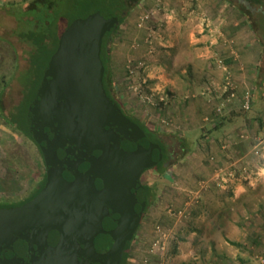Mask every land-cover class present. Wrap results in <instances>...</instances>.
Instances as JSON below:
<instances>
[{
    "label": "rangeland",
    "instance_id": "1",
    "mask_svg": "<svg viewBox=\"0 0 264 264\" xmlns=\"http://www.w3.org/2000/svg\"><path fill=\"white\" fill-rule=\"evenodd\" d=\"M45 1L0 0V84L8 81L0 106L5 112L14 110L22 99L20 79L25 83L30 81L32 51L31 44L17 36L16 19L8 11L11 5L26 9L34 7L35 2ZM247 1L249 5L239 0H126L124 20L107 42L110 91L124 111L161 136L167 153L160 169L150 168L141 175V182L153 188L141 224L129 245L128 264H144L146 257L153 260L147 247L156 223L170 231L163 258L165 264H264V154L255 157L250 152L254 137H264V85L263 93L258 96L259 87L250 72L257 64L249 62L262 56L259 49L264 47L261 10L264 6ZM115 2L53 0L55 20L59 26L67 27L69 19L72 22L96 6L105 16L107 10L115 7ZM248 39L251 44L245 47L243 43ZM239 59L248 62L242 64ZM223 65L230 72L238 96L245 90L252 91L255 97L252 105H255L250 109L229 104L231 108L222 109L220 116L214 114L215 107L227 96ZM260 66L263 72L264 57ZM232 70L245 74L246 88L242 91L232 79ZM203 96L211 110L202 101L206 110H194V120L181 119V115L174 112L173 109L182 104L195 105L197 109V97ZM245 114L249 117H242L243 121L247 117L249 122L228 128L231 118ZM204 116L209 117L208 122L203 120ZM36 158L34 144L11 131L0 118V200L14 203L26 195L42 172ZM220 168L236 169V174L226 176V182L219 184L215 173ZM231 178H238L246 187H251L250 182L255 185L253 190L241 195L245 202L243 207H238L237 214L243 210V215L239 214L238 222L233 224L249 230L243 229L242 235L231 232L229 238L223 235L222 240L228 241L224 243L227 248L239 250L236 255L222 249L211 257L203 238L206 232L197 227L199 224L190 214L199 210L200 201L229 196L221 192L220 186ZM179 197L190 204L182 211L180 220L175 221L167 211L170 209L172 215L183 207V202L175 201ZM211 209L205 206L202 210ZM246 220H249L247 224ZM251 227L254 230H250ZM192 228H198L190 235L197 252L186 251L187 258L181 263L171 252L176 235L185 236Z\"/></svg>",
    "mask_w": 264,
    "mask_h": 264
},
{
    "label": "water",
    "instance_id": "2",
    "mask_svg": "<svg viewBox=\"0 0 264 264\" xmlns=\"http://www.w3.org/2000/svg\"><path fill=\"white\" fill-rule=\"evenodd\" d=\"M118 22L94 11L59 35L26 113L45 182L0 208V264H121L146 207L141 174L163 153L105 91L101 56Z\"/></svg>",
    "mask_w": 264,
    "mask_h": 264
},
{
    "label": "trees",
    "instance_id": "3",
    "mask_svg": "<svg viewBox=\"0 0 264 264\" xmlns=\"http://www.w3.org/2000/svg\"><path fill=\"white\" fill-rule=\"evenodd\" d=\"M251 3H259L260 5L264 6V0H249ZM34 7H28L26 9H23L21 6H12L9 9V13L14 16L17 22L16 27V34L17 36L31 44L32 51L30 53V81L28 83H25V81L21 80L22 85V99L20 102L15 106V109L10 112H5L4 109L0 106V118L4 121L5 126H7L11 131L17 132L20 135L26 137L29 139L32 144L37 149L38 158H36L38 169L42 168L41 174L36 177L29 187L26 197L24 196L22 199L15 201L14 203H9L0 200V208L1 207H11V206H18L26 201L33 198L42 188L45 182V166H44V160L42 153L37 145V143L32 138L31 134L29 133L27 123H26V113L29 106V102L41 80L43 70L54 52V50L57 47L58 39L60 33L65 29L66 26L62 27L57 24V21L55 20V14H54V3L53 0H46L44 3L35 2ZM96 9L93 11H90L91 13L94 11L99 10V8L96 6ZM127 10V4L126 0H116L115 7L111 10L106 11L105 17L110 16H117L119 18V22L116 27H114L112 30L108 32V34L112 33V31L116 28H118V25L122 23L124 20V11ZM87 12L85 14H81L82 17H85L88 15ZM101 13V12H100ZM102 14V13H101ZM103 15V14H102ZM72 19H69V23ZM106 51L102 57V62L104 65V75H103V85L105 88V91L107 95L112 97L110 92V80H109V69H108V46L106 45ZM14 76V74H13ZM12 76V77H13ZM11 78V77H10ZM19 79V78H17ZM8 84V81L3 80V82L0 84V102L1 98L4 94V90ZM114 99V98H113ZM119 104L122 111L131 119L136 121L140 125V127L143 129L147 137L154 142H157L162 152L165 151V145L162 142V139L159 137V135L151 130L146 125L140 123L138 120L130 116L127 112L124 111L122 105L118 102V100L114 99ZM167 157L166 151L164 152L163 160ZM163 160L159 161L157 165H155L153 168L160 169L163 163ZM37 174H39L37 172ZM143 184V183H142ZM145 190H146V207L147 208L149 204V197L152 194V188L151 186L143 184ZM145 211V210H144ZM144 215V213H143ZM141 224V222H140ZM139 224V225H140ZM135 235L132 239H134ZM132 240L128 241L125 245V248L123 250L122 258H121V264H128L129 263V245ZM170 242V240L168 241ZM176 240L174 242V247L172 253L176 251Z\"/></svg>",
    "mask_w": 264,
    "mask_h": 264
},
{
    "label": "crops",
    "instance_id": "4",
    "mask_svg": "<svg viewBox=\"0 0 264 264\" xmlns=\"http://www.w3.org/2000/svg\"><path fill=\"white\" fill-rule=\"evenodd\" d=\"M211 29L212 28H210V30ZM243 44H245V47H246V46H249L251 44V42L248 39V41H246ZM263 48L259 49V52L262 53V56H260L262 60L259 58V60H256V61H254V59L249 61V62H254L257 64V67L255 66L254 70H251L250 72H252L253 77H254L253 80L256 81V84L259 87L258 91H257L258 96H259V94L263 93L262 87L264 85V70L262 72V67L261 66L259 67V64L262 63L263 57H264L263 56L264 55L263 54ZM233 56H235V55H233ZM239 62L242 64H245L248 61L245 59H239ZM239 62L237 64H239ZM242 66L243 65H241V68H242ZM243 73L241 72V73L237 74V71H235V70L234 71L232 70V72H231L232 79L236 82V86L238 87L239 91H242L244 88H246V84H245L246 82H244L245 74H243ZM257 78H258V80H257ZM197 99L199 101L197 103V107H198L197 109L195 108V105L192 106L191 104H187V105L183 106V104H182V106L177 105L173 109L174 112H176L178 115H181V119L185 118L188 120V118L191 117V119L194 120L195 113L193 111L194 110H195V112L196 111L197 112L204 111V110H206V108L203 106L202 101L207 104L206 97L203 96L200 99L197 97ZM252 99H255V97H252ZM253 105H255V103ZM253 105H252V107H253ZM208 106L209 105L207 104V107ZM209 109L211 110L210 106H209ZM244 116H247V115L245 114L242 116H235V117L231 118L230 121H228V124H229L228 128L234 124L237 125V128H238L239 126L245 125L246 121L249 122V120L247 118L249 116H247L245 118L246 121L245 120L243 121L244 118H242V117H244ZM206 117L207 116H204L203 120L205 122H208V119ZM241 128L242 127H240L239 129H241ZM229 136L234 138L232 135H229ZM229 136H227V137H229ZM240 136L243 138V136H245V134L242 133V134H240ZM237 139L239 141H245V139H241L240 137H237ZM248 184L251 187H246L244 184H242V182H240V180L238 178H231L227 183L220 186L222 188L221 192H223V193H225V195H229V196H226L224 199H216L215 198L212 201L211 200L205 201V202L200 201L198 203L199 210L197 209L198 211H196V213L190 214L191 215L190 218L194 219V221L199 224L197 227L200 228L201 230H203L204 232H206V234H205V236H203V238H205V240L207 242V245H208L207 247L209 249L208 255H211V257H213L212 255H214V254H219L222 249H225L228 254L230 252V254L236 255L237 252H239L238 249L236 251H233L232 249L227 248L224 243L228 244V241H226V240L223 241L222 238L224 236L229 238V236H230L229 234L231 232L242 235L243 229L244 230H245V228L248 229L247 227L239 228L237 225L236 226L233 225L234 223L236 224V222H238L239 216L243 215V210H240V213H239L240 215L237 214L238 207L244 206L243 201L245 202V199L242 197L243 192L246 190H253L255 188L254 187L255 185L253 184V182H250ZM202 188H204V187H202ZM225 189H226V191H224ZM251 192H253V191H251ZM182 200H184V199L181 197H179L175 200L177 204L183 202V207L181 209H178L177 211L175 210L173 212L174 214H172V215L170 213V211H171L170 209H168V211H167V213L170 214L169 216H174L173 218H175V221L180 220V218L182 217V215L177 214V212L183 211V210L185 211L186 208L190 204L187 200H184V201H182ZM205 206H211L212 209L209 210V212H206L205 210H202ZM215 208H217L218 210H215ZM234 208H235V210H234ZM193 210H195V208ZM193 210H191V212H195ZM248 221L249 220H246L245 223L247 224ZM227 223H230L232 225L228 226ZM198 228H196V229L192 228L191 230L188 231L189 234L187 233L185 236L183 235L182 237L180 235L178 236V234L176 235L177 245H176V251L173 253V256H175L181 263L183 260H186V258H187L186 257L187 256L186 251H188V252L191 251L193 253L197 252L194 248L195 240L193 239V237H190V235L192 233H195L198 230ZM200 229H199V231L201 232ZM250 230H254L253 227H251ZM210 259H212V258H210ZM205 264H211V262L205 263Z\"/></svg>",
    "mask_w": 264,
    "mask_h": 264
},
{
    "label": "built area",
    "instance_id": "5",
    "mask_svg": "<svg viewBox=\"0 0 264 264\" xmlns=\"http://www.w3.org/2000/svg\"><path fill=\"white\" fill-rule=\"evenodd\" d=\"M223 68L226 70V81L224 84L225 92L227 96L223 99L222 103L217 105L214 109V114L220 116L222 113L221 110L224 108H231V105H236L238 108L248 110L252 105V93L250 90H245L237 95V91L233 84V81L230 78V72L223 65ZM132 72V71H131ZM231 104L230 106H228ZM228 106V107H226ZM209 120V117H206ZM250 152L256 156H263L264 154V137L255 136L254 142L251 145ZM236 169H224L220 168L215 174V180L217 183L226 182V176H234ZM177 214H182V211H178ZM169 228L164 226L161 223H156L152 229V240L147 247V252L150 256L153 257V260L149 261V258H145L144 264H165L164 255L167 252V243L169 241ZM134 257V256H132Z\"/></svg>",
    "mask_w": 264,
    "mask_h": 264
},
{
    "label": "flooded vegetation",
    "instance_id": "6",
    "mask_svg": "<svg viewBox=\"0 0 264 264\" xmlns=\"http://www.w3.org/2000/svg\"><path fill=\"white\" fill-rule=\"evenodd\" d=\"M116 26H117V25H116ZM116 26H115V27H116ZM112 29H113V28H112ZM112 29H111V30H112ZM114 30H115V29H114ZM114 30H113V31H114ZM113 31H112V32H113ZM108 32H109V31H108ZM108 32L106 33V36H107L106 45H107V42L109 41L110 36H111V34H112V33L108 34ZM110 92H111V91H110ZM111 95H112V97H111L112 99H113V98L116 99V98L113 96L112 93H111ZM108 96H109V95H108ZM109 97H110V96H109ZM114 99H113V100H114ZM116 100H117V99H116ZM116 102H117V101H116ZM118 105H119V104H118ZM121 110H122V109H121ZM125 112H126V111H125ZM123 113H124V112H123ZM124 114H125V113H124ZM125 115H126V114H125ZM126 116H127V115H126ZM127 117H128V116H127ZM130 119H131V118H130ZM132 120H133V119H132ZM133 121H134V120H133ZM134 122H136V121H134ZM137 124H138V123H137ZM138 125H139V124H138ZM139 126H140V125H139ZM141 129H142V128H141ZM146 136H147V135H146ZM159 137L161 138V136H159ZM149 140H150V139H149ZM152 142H154V141H152ZM155 143H157V142H155ZM162 153H163V156H164V152H162ZM43 160H44V159H43ZM161 160H163V157H162ZM44 166H45V163H44ZM149 169H150V168H149ZM145 170H147V169H145ZM145 170H144V171H145ZM144 171H143V172H144ZM45 173H46V172H45ZM141 175H142V174H141ZM140 181H141V177H140ZM141 183H142V182H141Z\"/></svg>",
    "mask_w": 264,
    "mask_h": 264
}]
</instances>
